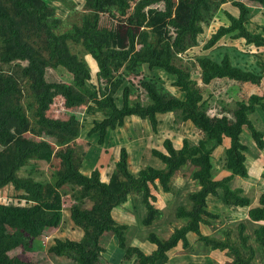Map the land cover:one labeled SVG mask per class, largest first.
<instances>
[{"label": "trees", "instance_id": "1", "mask_svg": "<svg viewBox=\"0 0 264 264\" xmlns=\"http://www.w3.org/2000/svg\"><path fill=\"white\" fill-rule=\"evenodd\" d=\"M80 2L87 7L80 22L67 32H61L60 28L52 32L47 24L49 20H46V3L0 0V149L12 141L9 123L27 130L33 122L34 129L42 134L38 141L28 140L20 144L14 154L0 155V189L11 186L17 194L16 202L0 201V223H11L15 227L7 241L0 236V264H27L15 262L10 257L21 247L17 234L41 231L46 236L49 230H58L66 221L63 198L68 195L76 198L74 193H81V190L86 198L92 193L100 197L92 208L98 216L81 210L76 203L71 204L70 218L81 226L84 235L79 240L58 239L49 250L56 257H66L74 264H99L106 251L102 240L111 235L118 242V252L124 251L127 264H168L169 252L180 242L187 244L188 235L194 233L208 253H225L229 260L224 264H264V191L259 190V204L250 208L252 200L243 195V189L230 185L235 177H249L246 152L250 146L242 141L245 129L250 132L252 144L264 151V132L258 130L249 117L258 109L264 111V94L237 102L230 115L222 114L224 108L214 113L211 111L213 101L203 100L190 71L186 73L176 62L179 53L186 54L201 40L203 50L210 52L197 57L205 85L214 80L261 85L262 71L245 69L240 66V60L234 64L227 53L229 47L225 54L222 49L228 44H239L240 59L250 55L264 57V23L257 20L264 8V0H186L176 16L170 11V0H139L133 8L130 0ZM162 3L164 10L156 8L153 18L158 17L166 27L154 33L142 30L138 39L132 32L133 26L121 35L122 31L104 28L100 24L98 10L114 11L126 17L132 9L131 22L138 26L150 17L151 13L146 10L148 6ZM13 11H27L33 15L29 26L32 31L27 35L11 23ZM165 16H168L170 27L166 25ZM217 18L222 21L217 30L202 40L206 27ZM39 37L43 40L41 47ZM80 38L91 63L81 60L75 65L69 46L70 42ZM259 63L264 69V64ZM59 64L66 65L72 73L70 84L47 80V69ZM122 65H126L131 73L144 75L140 87L148 99L146 104L132 102L131 88L126 86L122 90L124 82L111 80L112 71ZM145 69L152 73L151 78L145 75ZM158 72L171 79V85L181 89L184 98L164 94L159 88L161 78ZM117 90H121L120 96L115 95ZM56 97L62 98L68 107H85V115L94 117L89 137L98 135L100 145L108 131L122 127L133 117L147 123L157 133L158 118L166 114H172L174 122L194 124L201 138L197 144L184 138L180 149L175 147L173 140L166 139L164 149H151L152 156L160 160L163 167L149 165L137 172L130 171L128 154L122 149L121 158L116 162L117 172L110 176V182L102 180L101 169L96 166H88L90 173H85L84 157L71 149L61 154L63 168L48 172L46 165L43 169L41 163L47 162L48 153L54 151L53 143L58 141L59 145L66 146L79 136L78 121L74 116L68 120L48 116ZM25 99L29 101L24 103ZM222 148L226 149V176L217 171L220 160L217 158ZM187 167L194 168L190 180L198 189L188 195L187 204L180 202L177 205L175 215L183 219L184 225L176 228L168 238L150 234L147 241L154 249L148 254L137 247L127 248L125 230L128 227L117 221L119 214L116 211L132 202L136 209L146 211L142 224L151 226L162 216L154 206L156 197L153 191L160 187L165 193H175L171 181ZM210 199H216L231 211L250 208L247 220L239 222L235 231L233 228L222 229L214 236L202 233V225L208 226L211 220L220 218V213L210 210ZM250 223L254 237L249 234ZM220 234H224V238L216 237ZM115 260L120 264V257ZM207 264L220 263L209 261Z\"/></svg>", "mask_w": 264, "mask_h": 264}, {"label": "rangeland", "instance_id": "2", "mask_svg": "<svg viewBox=\"0 0 264 264\" xmlns=\"http://www.w3.org/2000/svg\"><path fill=\"white\" fill-rule=\"evenodd\" d=\"M36 3H46L45 11L48 13L47 19L49 20L48 26L49 31L56 32L60 28L61 32H67L73 29L74 25H77L80 22L81 16L87 12L86 5H82L80 0H34ZM139 0H130L131 8ZM171 1V10L176 16L181 8L185 6L186 0H170ZM232 1V0H231ZM230 3V2H229ZM159 8L164 10V4L159 6L151 5L146 8L147 12L151 13L150 17L145 21H142L138 26L133 25L131 22V12L126 17L118 15L116 12H110L108 10H98L101 14L100 24L104 28L119 30L122 31L123 35L129 26H133L132 32L136 33L135 39H138L139 34L142 30H148L150 33H154L159 29L165 28L166 26L155 16L154 10ZM255 9H257L255 7ZM264 8L261 10L257 16V20L264 23ZM32 14H29L27 11H13L11 13V22L16 26L17 29L27 35L30 30V22L32 21ZM58 19L56 21L54 19ZM56 21L52 23V21ZM167 20L166 25L170 27V21L168 16H165ZM219 19H214L212 24L207 28L205 32V38H209L212 33H214L219 27ZM58 24V26H57ZM165 26V27H164ZM173 28V27H172ZM133 33V34H134ZM176 35V33H172ZM125 38L128 43V38L125 35ZM39 46L43 45V40L39 37L38 40ZM82 43V38L79 41L70 42L69 52L70 56L73 59V63L77 65L81 60H87L90 62V57L87 56L84 45ZM129 46V45H128ZM127 46V47H128ZM194 47V46H192ZM204 42L199 41V45L195 48L189 50L186 54L179 53L177 57V64L180 66L186 73L190 71L191 78H193L200 88V91L203 95V100H212L214 105L211 111L218 113L225 109L223 115H230V112L234 110L235 104L239 101H248L251 100L253 96L262 97L264 93V79L261 85H256L253 83H238L228 80H214L210 84L205 85L202 82V75L200 67L197 64V57L204 56L209 54V51L203 50ZM229 47V48H228ZM236 47V48H234ZM230 59L234 64L237 61H241V65L245 69L258 70L264 73V69L261 68L259 62L264 64V57L259 55L254 57L250 55L240 59V45L228 44L226 48L222 49V54H225L226 50ZM128 49V48H127ZM256 54V53H255ZM95 67V65H94ZM146 70V69H145ZM145 75L150 77L152 73L149 70H146ZM158 76L161 78V83L159 88L164 94H169L171 96H176L179 98H184L181 89L178 87H173L172 80L169 79L164 73L158 72ZM46 78L49 82H65L71 83L73 80V75L69 72V68L66 65H58L57 67H52L47 69ZM143 74L131 73L128 71L126 65H122L120 68L114 69L112 71L111 80H119L124 82L122 85V90L124 87L129 86L131 88L130 99L132 102H142L146 104L148 99L146 94H144V89L140 87V82L144 80ZM151 78V77H150ZM155 81V80H154ZM116 96L121 95V90L115 94ZM29 100H23L24 103H27ZM224 108V109H222ZM48 116L55 119L68 120L72 116L78 121L77 126L79 129V136L72 143L63 146L59 145L58 141L53 143L54 151L48 153L47 162H42L41 165H46L48 172L51 171H60L63 168V161L61 159V154L64 153L67 149L73 150L75 153L82 155L84 157V163L86 164V169L83 171L87 174L90 173L89 167H98L101 169V176L104 182H110V176L117 172L116 162L120 160V155L122 149H125L128 154V164L129 169L132 172H137L141 167L148 166L153 163H149V159H144L142 162L145 163L142 166L139 162V152L143 148V143L147 144L146 154L152 157L151 149L158 148L164 149L163 144L166 139L173 140L176 147H180L183 144L184 138L190 140L191 143L198 141L201 138V133L196 129L194 124L191 122L182 123L174 122V116L172 114H166L159 116L157 133L153 132L151 127L142 122L139 118L133 117L131 120L127 119L125 125L118 127L116 130L108 131L107 137L102 145L99 144L98 135H93L88 137L90 130L93 128L94 117L91 115H85V107L80 108H71L65 104V101L56 97L50 109L48 110ZM32 117V114L29 115ZM87 121H83V119ZM252 120L257 124V128H264V112L260 110L258 113L251 115ZM35 124L32 122V126L26 129H19L14 123H9V129L13 133L12 141L4 148L0 149V155L8 154L12 155L16 152L17 147L25 141H38L42 138V134L39 133ZM242 141L248 146L253 147L254 145L250 141V132L245 129L242 134ZM138 143V144H137ZM103 149V150H102ZM261 152V151H260ZM220 159L218 161L217 171L221 176H226L227 171L225 167L226 163V149L222 148L219 152ZM86 154V156H85ZM249 163L247 162L250 172V177L244 179L242 177H235L230 185L232 188H241L243 189V195L248 196L252 200V205L250 208L255 207L259 204V196L256 190L253 189V186L259 187L260 191H264V170L257 175L254 174V168L252 166V159L256 158L260 162L264 163V154L262 156L258 155L259 149L257 147L251 148L250 151L246 152ZM154 158V157H153ZM156 159V158H155ZM158 160V159H157ZM89 166V167H88ZM155 168V164L150 165ZM44 167V166H43ZM45 167L43 169H45ZM194 168L187 167L179 171L176 176L173 178L172 188L175 193H165L159 187L157 191H153L156 201L153 202L154 206L160 210L162 214L161 218L154 221L153 224L149 227H145L142 224V220L146 215V211H143L139 208L136 209L132 202L126 203L123 207L118 209V222L125 224L128 228L125 230L126 244L127 248H140L146 254L150 253L154 246L151 245L147 240L150 234H157L160 237L168 238L172 233L175 232L176 228H181L184 225L183 219L176 217V208L177 205L181 202L187 204V197L192 192L196 191L198 188L194 185V182L190 180L192 170ZM222 171V172H221ZM218 176V175H217ZM257 176V177H256ZM219 179V177H216ZM261 179L257 183L253 184V180ZM76 198L68 195L64 197L65 206L63 208V214L65 217L64 224L58 230H49L48 233L42 235L41 231L30 234L29 232L17 234L21 247L15 251L10 257L15 262L24 261L27 264H74L73 261L66 257H56L53 254H50L49 250L56 244L58 239H81L84 235L83 229L80 225H77L74 219L70 218V207L71 204H78L81 210L90 212L94 217L98 216L92 211L93 205L99 201V196L95 193L91 194V197H84L85 192L81 190L76 191ZM17 194L13 191L11 186L4 187L0 189V201L10 202L15 200ZM133 204V205H132ZM210 210L216 213H220V218L217 220H211L210 225H202V233L206 235L214 236L218 234L222 229L233 228L234 231L239 222L247 220L248 210L240 211H231L222 207V204L219 203L216 199H210L209 203ZM219 210H218V209ZM213 212V213H214ZM238 212V213H237ZM84 221V220H83ZM80 221V223H84ZM249 234L253 236L252 224L249 225ZM15 232V227L11 223H0V236L4 237V240H8L10 236ZM224 234L217 235V238H224ZM102 240V244L106 251L102 255L101 261L99 264H118L117 260L120 257V264H127L128 260L124 257V251L118 252V242L111 235H106ZM188 243L183 244L180 242L179 246L170 251V261L168 264H207L209 261L215 263L224 264L228 259L225 253L218 251H213L208 253L201 246L203 243L199 240V236L194 233H190L187 237ZM253 242V238L251 239ZM250 241V242H251ZM4 242V241H3ZM121 255V256H120ZM129 264H132L129 262Z\"/></svg>", "mask_w": 264, "mask_h": 264}, {"label": "crops", "instance_id": "3", "mask_svg": "<svg viewBox=\"0 0 264 264\" xmlns=\"http://www.w3.org/2000/svg\"><path fill=\"white\" fill-rule=\"evenodd\" d=\"M264 94V93H263ZM260 110H262V109H258V111H256L255 113H258ZM263 111V110H262ZM264 112V111H263ZM255 113H253V114H255ZM253 114H250V119L252 120V118H251V115H253ZM132 118H130V120H131ZM252 122H254V120H252ZM254 124H255V122H254ZM255 126L256 127H258L257 126V124H255ZM258 130H260V131H262V132H264V128H261L260 127V129L259 128H257ZM88 137H89V135H88ZM199 140V139H198ZM197 142L198 141H196V142H194L193 144H197ZM138 144V143H137ZM175 145V144H174ZM183 146V144L180 146V147H176L177 149H180L181 147ZM147 144L146 143H143V148H141V151L139 152V162H140V165L139 166H142V165H144L145 163H143L142 161L144 160V159H149V163H153V164H155V166L156 167H158V168H162L163 167V165H162V163H161V161L160 160H157V159H155V157L153 158V156L151 157V155H150V157L148 156V154L147 155H145L146 154V151H147ZM255 146H253V147H251V148H254ZM250 148V147H249ZM250 148V149H251ZM250 149H249V151H250ZM103 150V149H102ZM261 150H259V153L260 154H258V155H260V156H262L263 154H264V151H261ZM263 153V154H262ZM246 156H247V154H246ZM264 157V156H263ZM247 162L249 163V159H248V156H247V161H246V164H247ZM153 164H150V165H153ZM146 166H148L147 164H145ZM146 166H144V167H146ZM252 166H253V168H254V174L255 175H257L258 176V174L259 173H261L262 172V170H264V163L263 162H260V160H257L256 158H254V159H252ZM144 167H141V168H144ZM247 167H248V165H247ZM250 168L248 167V170H249ZM138 171H140V169L138 170ZM256 176V177H257ZM249 177H250V172H249ZM248 177V178H249ZM248 178H244V179H248ZM259 180H261V179H255V180H253V184H255V183H257ZM260 182V181H259ZM253 189L254 190H256L258 193L260 192L259 190V187L257 188L256 186H253ZM261 194V193H260ZM260 197V196H259ZM238 213V212H237Z\"/></svg>", "mask_w": 264, "mask_h": 264}]
</instances>
